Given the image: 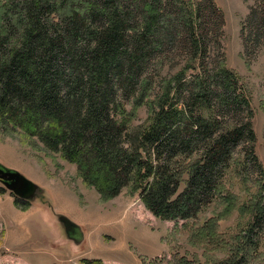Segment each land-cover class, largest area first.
I'll return each instance as SVG.
<instances>
[{"label":"trees","instance_id":"obj_1","mask_svg":"<svg viewBox=\"0 0 264 264\" xmlns=\"http://www.w3.org/2000/svg\"><path fill=\"white\" fill-rule=\"evenodd\" d=\"M188 4L0 0V126L37 137L45 149L62 153L104 198L133 185L153 215L169 220L191 219L216 199L228 208L235 202L227 183L232 172L242 180L253 170L264 176L251 123L224 130V117L232 118L243 104L232 71L204 67L205 78L196 75L185 84L183 68L165 81L140 133H130L125 119L128 104L133 115L153 94L156 61L163 64L184 45L193 53L206 51L204 21L209 24L210 14H219L213 9L203 14L202 4L187 13ZM253 12L248 20L261 41L264 12ZM194 19L201 22L200 35ZM245 49L250 53L246 39ZM186 89L189 96L183 94ZM181 99L184 107H179ZM214 108L219 118L204 115ZM246 140L249 149L237 163L236 147ZM248 203L252 217L246 230L228 257L215 264H247L250 253L259 250L264 196ZM215 220H209L208 230ZM170 264L199 263L181 256Z\"/></svg>","mask_w":264,"mask_h":264},{"label":"rangeland","instance_id":"obj_2","mask_svg":"<svg viewBox=\"0 0 264 264\" xmlns=\"http://www.w3.org/2000/svg\"><path fill=\"white\" fill-rule=\"evenodd\" d=\"M184 2L189 3L185 5L187 13L189 9L198 10L202 4L203 14L209 15L210 9L219 14H210L209 24L204 21V30L209 28L205 30L208 31L206 51L193 53L184 45L164 59L163 64L158 60L152 65L155 90L133 115H130L133 105L128 104L125 119L130 125L129 132L140 133L148 124L151 111L156 108L155 99L161 97L165 81L172 79L173 74L186 68L183 82L188 84L196 75L202 74L205 78L204 67L211 72L226 68L238 82L236 95L243 104L232 116L234 119L224 117V130L250 122L256 136L254 150L264 168V38L256 40L249 23L253 10L264 12V0ZM194 20L192 23H196L200 35L201 22ZM245 39L249 42L248 54ZM183 94L189 96L190 92L186 89ZM183 103L181 99L179 107H184ZM219 114L215 108L214 112L204 111L206 117L217 115L219 118ZM248 149L247 140L238 145L234 160L243 161ZM0 161L49 187L56 210L79 221L84 230V241L77 246L66 235L63 225L59 226L54 212L47 218L43 208L16 202L11 194L15 208L8 215L9 223H15L21 239L17 243H6L5 230L0 226V264H170L181 256L199 264H215L228 257L231 246L246 230L252 217L251 209H245L248 202L258 201L260 194L264 196L261 188L264 176L258 170H253L248 180L232 172L227 183L232 189L234 204L227 208L216 199L191 219L169 220L153 215L133 185L118 196L104 198L83 180L75 163L60 152L45 149L37 137L21 131L12 132L0 126ZM2 186L0 183V188ZM212 218L216 219V226L208 230ZM262 231L256 236L259 250L250 253L247 264H264Z\"/></svg>","mask_w":264,"mask_h":264},{"label":"water","instance_id":"obj_3","mask_svg":"<svg viewBox=\"0 0 264 264\" xmlns=\"http://www.w3.org/2000/svg\"><path fill=\"white\" fill-rule=\"evenodd\" d=\"M0 182L16 196L31 202L42 203L49 208V218L52 212L57 217V223L63 225L66 235L77 246L84 241V230L76 221L56 210L54 200L50 193L26 177L19 170L9 167L0 161ZM51 213V214H50Z\"/></svg>","mask_w":264,"mask_h":264},{"label":"crops","instance_id":"obj_4","mask_svg":"<svg viewBox=\"0 0 264 264\" xmlns=\"http://www.w3.org/2000/svg\"><path fill=\"white\" fill-rule=\"evenodd\" d=\"M15 169H17V168H15ZM17 170L22 172L26 177H28L32 181L36 182L38 185L43 187L48 193L51 194L49 187H47L43 184H40L39 182L34 180L32 177H30L28 174H26V172H24L20 169H17ZM51 196H52V194H51ZM32 205L43 208V210L46 212V215L49 216V211H48V209H46L47 208L46 205H43L42 203L41 204L36 203V202H33ZM14 208H15L14 197L11 195L10 191H6L4 193L0 191V226L5 230L4 240L8 244H11L12 241L14 243H17L21 239V233L16 229V227H14L15 223H13L12 225L9 223L8 215H9V213L13 212ZM76 222L78 224H80L79 221H76ZM17 226H19V224H17Z\"/></svg>","mask_w":264,"mask_h":264}]
</instances>
